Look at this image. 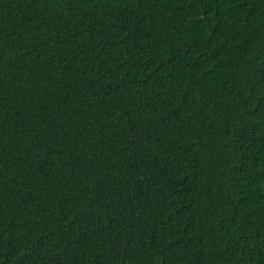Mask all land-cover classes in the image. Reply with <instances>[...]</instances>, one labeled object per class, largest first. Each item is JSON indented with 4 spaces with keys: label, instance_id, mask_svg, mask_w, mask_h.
Returning <instances> with one entry per match:
<instances>
[{
    "label": "trees",
    "instance_id": "16d2710c",
    "mask_svg": "<svg viewBox=\"0 0 264 264\" xmlns=\"http://www.w3.org/2000/svg\"><path fill=\"white\" fill-rule=\"evenodd\" d=\"M0 264H264V0H0Z\"/></svg>",
    "mask_w": 264,
    "mask_h": 264
}]
</instances>
